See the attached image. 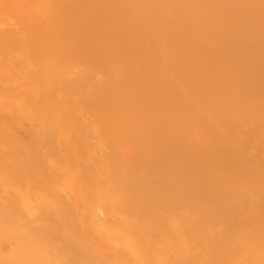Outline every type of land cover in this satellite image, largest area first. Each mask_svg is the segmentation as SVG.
<instances>
[{"label":"bare ground","instance_id":"6f19581e","mask_svg":"<svg viewBox=\"0 0 264 264\" xmlns=\"http://www.w3.org/2000/svg\"><path fill=\"white\" fill-rule=\"evenodd\" d=\"M36 2L42 35L0 29V264H264V0ZM82 205L118 219L101 241Z\"/></svg>","mask_w":264,"mask_h":264},{"label":"rangeland","instance_id":"374dc122","mask_svg":"<svg viewBox=\"0 0 264 264\" xmlns=\"http://www.w3.org/2000/svg\"><path fill=\"white\" fill-rule=\"evenodd\" d=\"M38 5V3L36 2V0H0V29H1V31H3V32H6V35L7 34H10V35H7V36H11L10 37V39H9V41L11 42V44H13L14 46H17V44H22L24 41V39H25V41H29L30 39H32V38H34V35L35 34H32V35H29V34H31V33H36V29H37V31L40 33H36L37 35H42L43 33L42 32H44V29L41 27V29H40V26H37V14H38V7H39V5ZM37 15V16H36ZM33 16L35 17L36 16V24H35V20H34V22L32 21V20H30L29 22H28V20H25V18H33ZM27 21V23H31V27H30V25H29V30H28V24L27 25H23V23L25 22V21ZM24 21V22H23ZM32 23L33 24H35L34 26L32 25ZM24 24H26V22L24 23ZM25 26V28L23 27V26ZM36 26V27H35ZM38 27H39V29L41 30V32H40V30H38ZM32 28H34V29H32ZM23 29H25V30H23ZM33 30V31H31V30ZM12 30V31H11ZM15 31V32H14ZM29 31V32H28ZM28 32V33H27ZM23 36V37H22ZM33 36V37H32ZM29 37H30V39H29ZM7 38V37H6ZM11 38L13 39V40H11ZM17 38H19V40L17 39ZM16 41V42H14V43H12V41ZM33 40V39H32ZM23 41V42H22ZM4 55V54H3ZM2 55V56H3ZM0 57H1V55H0ZM100 76H97V77H101V74H99ZM103 77V76H102ZM101 77V78H102ZM16 78V77H15ZM13 79V80H11V83H13V87H15V89L17 88V86L15 85V84H19L18 86L20 87V85H22V83L20 82V81H28V79L24 76H22L19 80L18 79ZM25 78V79H24ZM17 81H18V83H17ZM15 82V83H14ZM20 82V83H19ZM3 84H5L4 82H1L0 81V89L2 88V90H4V88H3V86H5V85H3ZM2 86V87H1ZM18 87V88H19ZM17 88V89H18ZM0 92H2V91H0ZM3 93H4V91H3ZM1 94V93H0ZM32 96H33V98H28V97H30V95L27 97L29 100H30V102L31 101H33L32 99H35L36 98V96L38 97V95H35V94H31ZM18 96V97H17ZM7 97H10V95L8 96L7 95ZM14 98V99H17V98H20L21 96L19 95V94H12V96L10 97V98ZM35 97V98H34ZM27 99V100H28ZM226 112V111H225ZM226 114L227 115H230V112H226ZM17 115V114H16ZM16 115H13L11 118H12V120H16ZM11 120V119H10ZM12 120L10 121L11 122V124H12V128H10L9 129V133H10V131H11V135L13 136V138H14V142L13 143H15V142H18L19 140V142H18V144L19 145H21V141L24 139V141H26V140H29L28 138H26V135L28 134V131L30 132V125H28L27 123H29V122H27L26 120H22L23 122H21L20 121V123H22V125H24L25 124V126H24V128H22V129H25V127H27V126H29L27 129H28V131L25 129L24 131H26L25 133L26 134H23V133H21V132H23V130L22 129H20L21 127L20 126H22L21 124H19V120L17 121H15L14 120V122L12 123ZM90 122H92V121H90ZM89 122V123H90ZM91 124H94V122H92ZM13 126H15L16 128H13ZM17 126H19L18 127V135H19V137L20 138H18V135H17V132L15 131V130H17ZM94 126H96V125H94ZM93 126V127H94ZM261 128V127H260ZM257 130H258V133L256 132V130H254V132H251V134H250V136L253 138V136H257L256 135V133L257 134H259V136H257V138H255L256 140H254L253 139V141L254 142H252V145H251V147H249L250 149L252 148V146L253 145H255V146H253V148L250 150L249 148H247V149H244L245 151H246V153H250L249 155H253V156H256L257 157V154L256 153H258V156L260 155V156H263L264 155V136H262L263 134H264V130L262 129H260L261 130V132H260V130L258 129V128H256ZM218 130V131H217ZM237 130L239 131V132H237ZM16 133H15V132ZM236 133H235V132ZM263 131V132H262ZM7 132H8V130H7ZM214 133H213V138H214V136H225V137H223V139H222V141L223 142H225L226 140H227V138H228V140L227 141H230L231 142V140H232V142L231 143H234V146L237 148V146H239L240 147V149L239 148H237V152H238V150H239V153H236V157L238 156H240L242 153V147H241V145L239 144V141H237V143H236V141H235V137H237L239 134H241V132H243V129L241 128V129H239V128H237V129H235V130H233V131H230L229 133H226L224 130H219V129H215L214 131H213ZM221 135H220V134ZM237 133H238V135H237ZM253 133H255V134H253ZM263 133V134H262ZM21 134V135H20ZM31 134V133H30ZM229 134V135H228ZM232 134V135H231ZM234 134H235V136H234ZM262 134V135H261ZM17 135V136H16ZM24 135H25V138H24ZM29 135V134H28ZM32 135V134H31ZM31 135L30 136H28V137H31ZM237 135V136H236ZM22 136V137H21ZM215 137V138H216ZM262 137V138H261ZM33 139L32 140H37V138L35 137V136H33L32 137ZM35 138V139H34ZM214 138V139H215ZM18 139V140H17ZM26 139V140H25ZM218 140H220V138H217ZM217 139H215L217 142H219ZM31 140V141H32ZM68 142L67 143H69V144H67V145H70V143H72V142H70L71 140L69 139V140H67ZM216 141H214L215 143L214 144H217L218 145V143L216 142ZM220 142H221V140H220ZM236 143V144H235ZM255 143V144H254ZM14 146L16 145V146H19V145H17V143L16 144H13ZM39 144H37V146H38ZM123 145V144H122ZM261 146V147H260ZM62 148H64V147H62ZM61 147L59 148L60 149V152L61 153H63L62 155H60V156H62V158L63 157H65L64 155H65V151L64 150H66V148L65 149H62ZM249 149V150H248ZM259 149V150H258ZM63 152H62V151ZM247 150L249 151V152H247ZM255 150V151H254ZM256 150H258V151H256ZM261 151L263 152V154L261 153ZM59 152V153H60ZM238 154V155H237ZM243 154H244V152H243ZM256 154V155H255ZM237 157V158H238ZM264 158V157H263ZM68 168V165L64 162V163H62L61 165H60V167H59V169H56L55 170V173H54V171L52 170V169H50V172L48 173L49 174V176L50 175H52L51 177H50V180H48V179H45V182H44V180H43V178H37V179H34L32 182L31 181H27V182H23L22 183V188H21V191H22V193H28V194H30L29 192H31V191H29V189H31L32 190V188L34 189H36V193H37V195H31L30 194V196L33 198V199H35V201H36V199L37 198H39V197H41L42 196V194H41V192H39L40 190H44V191H46V189L47 190H49V191H51V182H58V183H61L62 182V179L65 177V179L67 178V175L65 174V172L66 171H64V170H67L66 168ZM57 170H59V171H57ZM64 171V173H63V171ZM47 171H49L48 169H47ZM56 171H57V173H56ZM53 173V174H52ZM62 173V174H61ZM58 178V179H56V177ZM66 175V176H65ZM263 178H264V176H263ZM64 179V180H65ZM39 181V183H38V181ZM51 180H53V181H51ZM63 180V181H64ZM164 180H166V178L164 177ZM263 180V179H262ZM48 181V182H47ZM48 184H47V183ZM56 182V183H57ZM42 183H46V185H44V184H42ZM262 184V189L261 190H263L264 191V182H262L261 183ZM50 185V186H49ZM38 186H40V187H38ZM48 186L50 187V188H48ZM47 187V188H46ZM40 190H39V189ZM28 190V191H27ZM259 191V193L260 192H262V193H264L263 191ZM262 194L260 193V195L259 196H261ZM34 196H36V197H34ZM71 195H69V197H70ZM263 196V195H262ZM264 198V197H263ZM67 199V198H66ZM69 200V203L71 204V206L73 205L72 204V202L74 201V208H73V206H72V211H73V215H76L77 217H78V212L80 211H78V209H77V207H78V203L77 202H81V203H83V205H84V209H85V204H84V202H82L81 200H79V201H77V200H74L73 199V197H72V199L70 200V198H68L67 199V201ZM34 201V200H33ZM35 201L34 202H32V203H35ZM70 201H72V202H70ZM76 202V203H75ZM80 202H79V204H80ZM8 203V202H7ZM14 204H16V206H17V202L15 203V202H13ZM77 205V206H76ZM81 205V204H80ZM83 205L82 206H80V209L82 210L83 208ZM18 206H20V205H18ZM96 206V205H95ZM91 207L92 206H90V209H91ZM86 208H89V206H87ZM82 210V211H85V210ZM89 209V210H90ZM101 208H99V210H98V207L97 208H95L94 206H93V209L92 210H90L89 211V215H87V212L85 213V218H87L88 216H90V217H88V219L89 218H91V216H93L94 214L93 213H98V214H95L93 217H97L98 218V216H101L100 217V219L98 218V220H96V222H98L99 220L101 221L102 219V221H104L102 224H101V222H98L97 224L98 225H96V229H94V226H93V224L95 223V222H92L91 224L89 223V225H88V228H86V229H90L91 231L93 230H96L97 231V229H98V231L97 232H99V233H97L96 231L95 232H92V233H94V234H92V235H90V238H91V240L92 241H96L97 242V240L96 239H98L99 241H101L100 240V238H102V236L104 235L103 234V227H104V229L107 227V226H109L110 228H114V226L117 224V222H118V219L117 218H115L114 219V217H110V212H104V210H100ZM87 210V209H86ZM74 212H75V214H74ZM92 214H91V213ZM99 214H101V215H99ZM113 216V215H112ZM260 217L262 216H264V214L262 215V214H260L259 215ZM92 217V218H93ZM103 217V218H102ZM260 217H256V219H260V221H262L263 222V220L262 219H264V218H260ZM89 219V220H93V219ZM112 218V220H114V221H109L110 219ZM119 218V217H118ZM259 221V222H260ZM96 224V223H95ZM94 224V225H95ZM99 225H100V227H99ZM103 225V227L101 228V226ZM60 227H62L61 225H59ZM58 226V227H59ZM169 226V227H168ZM167 227H168V229H171L172 227H170L171 225H168ZM90 227V228H89ZM100 229H102V230H100ZM172 230V229H171ZM101 231H102V233H101ZM173 231V230H172ZM105 233V232H104ZM101 234H102V236H101ZM120 232L119 231H117V232H115V237H118V236H120ZM159 234H160V232L159 231H156V235H158L159 236ZM94 235V236H93ZM97 235H98V237H97ZM116 235H118V236H116ZM91 236H93V237H91ZM94 239V240H93ZM98 241V242H99ZM102 243H103V241H102ZM101 242L100 243H98V249L100 250L101 249V251L102 250H109L110 248H107V247H109V245H110V243L108 242V245H106L107 243L106 242H104L103 243V245H101L102 244ZM106 247H105V246ZM111 246V245H110ZM101 247V248H100ZM103 248V249H102ZM204 247H203V249H202V252H204ZM248 250V249H247ZM246 250V248H244V249H242V250H240L238 253H236L238 256H235V254H234V256H232V258L233 259H241V257L242 256H244V255H242L241 257H240V255L239 254H242V252H244L243 254H245V253H247V252H245V251H247ZM105 252V251H104ZM251 251H249V253H250ZM249 253H247V254H245L246 255V259L244 258V257H242L243 259L242 260H248L247 258H248V256H251V253H250V255H249ZM204 254H206V250H205V253ZM248 255V256H247ZM234 257H236V258H234ZM239 257V258H238ZM129 259V260H128ZM249 259H250V257H249ZM127 264L129 263V264H143V261L139 258V256L137 255V254H135V253H133L132 251H130L129 253H128V258H127Z\"/></svg>","mask_w":264,"mask_h":264}]
</instances>
